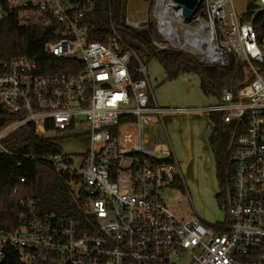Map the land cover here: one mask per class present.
Returning <instances> with one entry per match:
<instances>
[{"label": "built area", "instance_id": "2783aa9c", "mask_svg": "<svg viewBox=\"0 0 264 264\" xmlns=\"http://www.w3.org/2000/svg\"><path fill=\"white\" fill-rule=\"evenodd\" d=\"M243 2L239 9L235 0H202L189 20L171 0L152 2L166 48L209 67L234 57L249 74L194 110L218 114L230 132L224 217L207 223L176 214L166 198L183 178L163 114L192 110L157 105L146 65L114 30L104 41L89 39L82 19L90 6L0 0V19L13 13L20 24H57L56 38L43 45L51 60L0 61V111L13 116L0 125V156L13 154L2 139L26 123L43 135L82 131L90 141L73 157L61 150L42 157L63 180L72 209L43 212L35 198L20 197L12 224L0 223V264H264V37L251 23L264 0ZM156 126L167 145L150 139Z\"/></svg>", "mask_w": 264, "mask_h": 264}, {"label": "trees", "instance_id": "16d2710c", "mask_svg": "<svg viewBox=\"0 0 264 264\" xmlns=\"http://www.w3.org/2000/svg\"><path fill=\"white\" fill-rule=\"evenodd\" d=\"M82 6H90L82 19L89 39L104 41L114 30L142 61L156 58L163 68L167 79L176 78L186 72L199 76L200 88L204 94H212L219 99L224 88L236 89L246 80V68L231 57L230 64L224 68L203 66L188 54L168 48H159L154 42L153 22L147 21L144 28H136L126 23L127 0H69ZM152 3H149V7ZM250 18L251 15L246 16ZM257 38L264 37V10L256 12L251 18ZM57 24L40 26L19 23L13 13L0 19V61H8L17 55L36 58L41 64L51 60L43 52L46 41L56 37L52 30ZM143 62V61H142ZM264 63L260 64L263 69ZM212 128L208 136L209 145H218L219 158L217 173L220 189L215 195L219 205L223 200V164L226 157L229 127L220 121L216 113L208 114ZM13 119V116L0 111V125ZM46 129H52L46 125ZM3 146L12 155L0 156V223L9 226L18 211V199L31 196L43 212H67L72 209L70 197L63 180L53 172L42 157L60 152L54 138L39 134L31 123L18 126L2 139ZM27 155V156H25ZM23 178V180H20ZM181 185L180 182L178 183ZM181 189L183 187L181 185ZM5 264V263H4ZM10 264H14L11 262Z\"/></svg>", "mask_w": 264, "mask_h": 264}, {"label": "rangeland", "instance_id": "374dc122", "mask_svg": "<svg viewBox=\"0 0 264 264\" xmlns=\"http://www.w3.org/2000/svg\"><path fill=\"white\" fill-rule=\"evenodd\" d=\"M154 0H127L126 23L137 24L136 28H144L147 21H152V6ZM237 8L243 9V0H235ZM180 32L182 27L178 26ZM154 42L159 48H166L168 42L157 33L153 23ZM146 65L148 82L153 97L162 108L183 107L192 111L185 113L166 112L163 114V125L169 143L179 161L183 178V190L167 192L166 198L170 209L186 219L200 218L204 222L213 223L224 217V210L219 205L215 195L219 192L215 177V166L210 153L208 136L212 128L206 112L198 113L194 110L205 108L216 103V96L204 94L200 88L199 76L195 72H186L176 78L167 79L162 66L156 58L143 59ZM150 139L160 138L156 145H167L161 139L158 126L147 130ZM48 135L60 147L63 154L73 157L85 152L90 144L86 133L80 131L69 135L66 132H49ZM230 142L227 141L226 154ZM152 141L148 146H156ZM189 194V198L186 194Z\"/></svg>", "mask_w": 264, "mask_h": 264}, {"label": "water", "instance_id": "95a60500", "mask_svg": "<svg viewBox=\"0 0 264 264\" xmlns=\"http://www.w3.org/2000/svg\"><path fill=\"white\" fill-rule=\"evenodd\" d=\"M181 7V15L184 20H189L197 10L202 0H171Z\"/></svg>", "mask_w": 264, "mask_h": 264}, {"label": "flooded vegetation", "instance_id": "af4514ba", "mask_svg": "<svg viewBox=\"0 0 264 264\" xmlns=\"http://www.w3.org/2000/svg\"><path fill=\"white\" fill-rule=\"evenodd\" d=\"M210 147V153L212 155V158H213V163H214V166H215V177H216V180L218 182V186H219V189H220V178L218 177V173H217V166H218V158H219V149H218V145L216 143L213 144V146L209 145ZM220 159V158H219Z\"/></svg>", "mask_w": 264, "mask_h": 264}, {"label": "crops", "instance_id": "0c3cea01", "mask_svg": "<svg viewBox=\"0 0 264 264\" xmlns=\"http://www.w3.org/2000/svg\"><path fill=\"white\" fill-rule=\"evenodd\" d=\"M211 131V130H210Z\"/></svg>", "mask_w": 264, "mask_h": 264}]
</instances>
